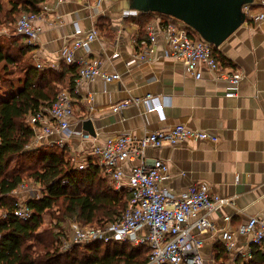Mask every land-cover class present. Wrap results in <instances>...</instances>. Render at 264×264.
Here are the masks:
<instances>
[{
  "label": "crops",
  "instance_id": "0c3cea01",
  "mask_svg": "<svg viewBox=\"0 0 264 264\" xmlns=\"http://www.w3.org/2000/svg\"><path fill=\"white\" fill-rule=\"evenodd\" d=\"M10 1L14 0H5V11L10 9ZM130 1L48 0L51 9L36 21L42 33L31 45L33 51L29 62L41 65V68L61 69L62 63L66 62V49L77 38L75 32L80 29L86 33L96 27L99 38L88 48L76 51V59H100L106 72L121 75L119 81L111 83L97 79L77 84L75 78L72 92L76 114L72 121L76 135L68 149L72 159L74 155L88 158L95 144L103 145L109 138L123 135L142 138L177 124L216 135L217 142L186 141L160 149L148 148L145 154L149 160L160 159L168 165L169 177L162 186L175 197H183L192 184H207L214 193L233 200V206L219 209L211 219L218 229H229L235 235L236 248L226 250L223 231H220L214 237L205 236L202 252L205 264H211L214 258L221 264H237L240 254L247 250L249 239L237 232L238 227L250 217L264 221V22L249 20L219 47L213 46L221 65L229 72L242 75L236 95L229 96L230 84L217 78L208 67L202 66V78L196 79L182 62L166 57L162 36H159L149 61L133 62L142 50L141 43L148 37L147 25L159 26L167 21L186 23L173 16L153 13L143 27L136 19L140 13L126 15L129 11L137 12L128 10ZM259 1H253L254 11L258 10ZM13 25L3 24L2 29L8 30V34L0 37H10V33L16 35ZM22 75L21 72L14 75L17 79L14 88H1L0 101L14 96L16 87H21L19 79ZM91 95L94 97L93 110L87 104ZM147 95L164 105L163 115L149 111L152 103L157 104L155 100L130 104L120 112L112 110L117 103ZM88 120L93 123L95 136L84 128V122ZM82 133H88L92 139L82 141ZM47 143H54V138H46L40 145ZM139 164L138 160H129L122 168L129 174ZM24 192L30 191L26 188L13 192L19 200L18 205L28 204L34 198H26L28 194ZM5 214L6 209L0 210V219ZM228 216L232 217L230 222L226 221ZM220 246L225 252L217 248Z\"/></svg>",
  "mask_w": 264,
  "mask_h": 264
},
{
  "label": "built area",
  "instance_id": "2783aa9c",
  "mask_svg": "<svg viewBox=\"0 0 264 264\" xmlns=\"http://www.w3.org/2000/svg\"><path fill=\"white\" fill-rule=\"evenodd\" d=\"M256 6V11L253 10V4L244 7L245 23L249 20L264 22V0H260ZM50 9L46 2L42 6V13ZM41 14H21L12 30L15 34L24 36L28 44L34 45L42 33V28L36 24ZM126 15H138V12L129 11ZM146 31L148 37L141 43L142 50L136 54L133 62L149 61L159 36H162L166 57L182 62L196 79L202 78L201 67H208L217 78L230 84L232 91L229 96L236 95L242 80L241 73L227 71L213 55V45L196 36L186 24L175 21H167L159 26L149 24ZM6 34L8 30L0 28V36ZM99 34L96 27L86 33L78 29L75 32L77 38L65 51V61L78 68L77 84L97 79L111 83L121 79L119 73L106 72L103 68L104 62L100 59H76V51L82 47L88 48L99 38ZM73 94L72 91H61L51 107H43L31 117L29 125L33 131V143L29 148L40 146L46 138H54L55 144L70 149L69 143L76 135L72 121L75 120L76 114ZM153 100L158 101L152 95L142 99H129L115 104L112 110L120 112L130 104L141 101L152 103ZM156 103L150 105L149 111L163 115L164 105L159 101ZM87 104L90 110L95 108L92 95L87 98ZM81 138L82 141L92 139L88 133H82ZM200 140L217 142L218 137L208 131L192 130L183 124H177L169 129L148 133L142 138H133L130 135L109 138L103 145L95 144L88 158L74 155L72 160L79 170L97 166L112 181L117 192L127 190L132 197L124 215L104 227L85 225L76 220L71 222L70 231L61 235L60 250L67 251L75 245L98 240L130 242L136 247L150 248L145 264H205L202 252L205 236L214 237L220 231H223L222 241L226 250H234L235 235L229 229H218L211 219L212 214L219 209L233 206V200L214 193L207 184H192L183 197H175L162 186L163 181L169 177L168 165L160 159L149 160L145 154L148 148L160 149L186 141ZM129 160H138L140 164L126 174L122 165ZM18 189L25 190L26 186L22 184ZM33 213L34 210L27 204L18 205L15 210V215L23 220H28ZM231 219L232 217L228 216L226 221L230 222ZM237 232L249 237L247 250L240 254L237 264H244L252 259L254 248L264 253L262 219L250 217L238 227ZM236 256L238 257V254ZM211 264L221 262L214 258Z\"/></svg>",
  "mask_w": 264,
  "mask_h": 264
},
{
  "label": "trees",
  "instance_id": "16d2710c",
  "mask_svg": "<svg viewBox=\"0 0 264 264\" xmlns=\"http://www.w3.org/2000/svg\"><path fill=\"white\" fill-rule=\"evenodd\" d=\"M47 1L14 0L5 11V0H0V28L25 12L41 14ZM152 15L140 13L137 22L146 27ZM10 38L0 37V83L12 89L17 80L14 75H23L19 93L0 101V210L6 209L0 219V264H145L150 252L147 246L98 240L63 251V232L39 231L44 215L55 208L63 212L57 217L59 228L72 216L85 225L104 227L124 215L132 195L127 190L117 192L97 166L79 170L67 147L47 143L29 149L33 143L31 117L41 108L51 107L61 91H73L78 68L67 62L59 70L38 67L29 62L33 46L25 44L27 39L18 34ZM215 50L213 47L214 56ZM29 167V176L42 191L28 201L34 213L23 220L15 215L19 200L13 192L23 184V172ZM252 253L244 264H264L261 250L254 248Z\"/></svg>",
  "mask_w": 264,
  "mask_h": 264
},
{
  "label": "water",
  "instance_id": "95a60500",
  "mask_svg": "<svg viewBox=\"0 0 264 264\" xmlns=\"http://www.w3.org/2000/svg\"><path fill=\"white\" fill-rule=\"evenodd\" d=\"M254 0H131L128 10L173 16L199 34L214 47H219L246 22L243 7ZM84 128L95 136L91 120Z\"/></svg>",
  "mask_w": 264,
  "mask_h": 264
},
{
  "label": "rangeland",
  "instance_id": "374dc122",
  "mask_svg": "<svg viewBox=\"0 0 264 264\" xmlns=\"http://www.w3.org/2000/svg\"><path fill=\"white\" fill-rule=\"evenodd\" d=\"M16 22V18L15 20L12 22V24H14ZM1 26V25H0ZM11 36H14L13 33H10ZM10 37H7V38H10ZM10 39H13V38H10ZM17 81V80H16ZM3 86L1 85L0 83V91H2V88ZM21 87H16V91H13L12 95H16L19 93V90H20ZM12 92V91H11ZM9 92V93H11ZM2 100V98H1ZM35 146V145H34ZM37 147V146H36ZM32 148V147H31ZM29 148V149H31ZM35 161H34V167H35ZM31 167H29L28 170L24 171L23 172V176H24V182L23 184L26 186V188L30 191V192H24V193H27L28 195L26 196V198L28 197H36V196H40V193L42 191V188L41 186L35 182V180L33 178H31L29 176V172L31 171ZM21 191H24V190H21ZM20 197H21V194H18ZM60 213V214H59ZM63 215V212H58L57 208L54 209L53 212H47L45 215H44V223H43V226L42 228L39 230L40 232L42 231H45V230H50L52 232L56 231L57 233H62V232H65V231H70V225H71V222H73L74 220H76L77 222L79 223H82L78 217H70L68 218L66 221H64V223L62 222V227H57V217H62ZM84 224V223H82Z\"/></svg>",
  "mask_w": 264,
  "mask_h": 264
}]
</instances>
